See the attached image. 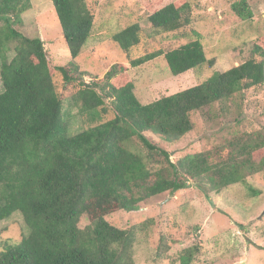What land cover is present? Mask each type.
I'll return each mask as SVG.
<instances>
[{"label": "trees", "instance_id": "trees-1", "mask_svg": "<svg viewBox=\"0 0 264 264\" xmlns=\"http://www.w3.org/2000/svg\"><path fill=\"white\" fill-rule=\"evenodd\" d=\"M51 1L72 58L56 68L65 89L73 87L74 101L92 119L107 113L105 100H111L115 117L75 135L68 133L65 99L53 79L44 41L14 27L31 0H0V222L18 211L28 228L21 240L5 243L0 264H134L137 225L119 228L108 215L135 211L143 201L193 183L209 197L210 190L219 192L250 173L252 164L247 168L233 155L219 165L205 152L173 161L146 132L175 141L193 129L192 112H203L213 103L223 108L236 93L262 85L264 34L251 40L250 57L244 62L143 104L123 63H114L103 78L85 82L88 73L74 60L92 34L94 15L86 0ZM201 4L175 0L148 9L146 19L156 33L176 31L192 24ZM231 8L242 19H253L248 0L234 1ZM142 37L139 20L112 34L133 66L163 54L177 76L215 63L199 39L133 58L131 52ZM11 49L14 55L9 58ZM263 146V140L256 141L242 146L240 153L255 158L253 153ZM258 156L264 163V152ZM168 249L162 234L157 254ZM199 251L198 245L183 248L177 264H193Z\"/></svg>", "mask_w": 264, "mask_h": 264}, {"label": "rangeland", "instance_id": "rangeland-1", "mask_svg": "<svg viewBox=\"0 0 264 264\" xmlns=\"http://www.w3.org/2000/svg\"><path fill=\"white\" fill-rule=\"evenodd\" d=\"M173 1L86 0L94 15V27L74 60L88 73L85 82H91L95 76L103 78L114 63H123L135 83L137 97L147 104L244 62L250 57L251 40L264 34V0H248L254 12L252 20L242 19L232 10L231 3L239 0H190L202 2L192 24L176 31L154 32L146 19L148 9L153 11ZM137 20L142 25L143 37L131 57L165 52L199 39L207 57L215 58L214 65L202 64L176 76L161 54L133 66L112 34ZM14 27L26 36H39L44 41L53 79L65 99L64 112L70 135L115 117L111 100H105L107 113L92 119L81 111V103L74 101L73 87L65 89L63 77L56 68L68 65L72 58L51 0H31V7L22 13L21 21ZM13 55L11 49L9 58ZM2 91L0 74V93ZM224 103L223 108L220 103H213L203 112H192L193 129L175 141L167 142L161 134L152 131H147L146 135L166 148L173 161L189 153L205 152L211 156V162L219 165L234 156L247 168L252 164L250 173L245 174L242 182L219 192L210 190L209 197L193 183L174 194L165 192L143 201L135 211L119 210L108 215V221L119 228L137 225L134 264H177L178 253L192 245L200 247L193 264H264V163L258 156L259 152H264V146L253 153L255 158L240 153L242 146L264 142V83L236 93ZM85 223L87 219L83 217L82 224ZM0 227V250L6 242H17L28 233L24 217L18 211L1 221ZM162 234L169 249L162 251L159 257L157 245Z\"/></svg>", "mask_w": 264, "mask_h": 264}]
</instances>
